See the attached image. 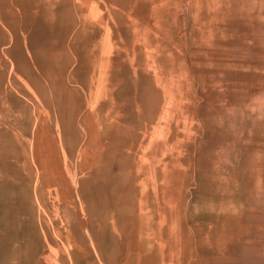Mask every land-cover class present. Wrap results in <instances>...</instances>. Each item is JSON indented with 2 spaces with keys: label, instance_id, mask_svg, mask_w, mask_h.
I'll list each match as a JSON object with an SVG mask.
<instances>
[{
  "label": "rangeland",
  "instance_id": "1",
  "mask_svg": "<svg viewBox=\"0 0 264 264\" xmlns=\"http://www.w3.org/2000/svg\"><path fill=\"white\" fill-rule=\"evenodd\" d=\"M0 264H264V0H0Z\"/></svg>",
  "mask_w": 264,
  "mask_h": 264
}]
</instances>
